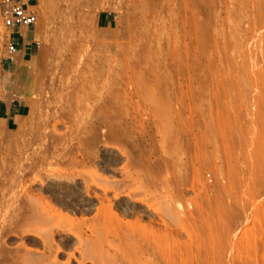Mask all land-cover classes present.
<instances>
[{"label": "rangeland", "instance_id": "rangeland-1", "mask_svg": "<svg viewBox=\"0 0 264 264\" xmlns=\"http://www.w3.org/2000/svg\"><path fill=\"white\" fill-rule=\"evenodd\" d=\"M39 1L30 111L0 120V196L17 191L8 214L23 209L20 225L0 217V264H264V0ZM101 10L114 27L97 26ZM83 62L110 69L113 132L67 173L48 158L17 173L36 117L70 135ZM40 204L46 225L31 223Z\"/></svg>", "mask_w": 264, "mask_h": 264}, {"label": "bare ground", "instance_id": "bare-ground-1", "mask_svg": "<svg viewBox=\"0 0 264 264\" xmlns=\"http://www.w3.org/2000/svg\"><path fill=\"white\" fill-rule=\"evenodd\" d=\"M42 1H44V0H42ZM47 1L49 2V4H51L50 0H45L44 2L46 3ZM44 2L42 3L43 6H44ZM49 4H47V5H49ZM44 7L46 8V5ZM47 8H48V6H47ZM49 14H50V12H49ZM65 22H66V20H65ZM64 34H66V33H64ZM54 39H56V38H54ZM60 53L61 52H55V55L54 54L52 55V56L55 57V58L53 57V60L55 59L56 64L58 62L56 59L60 55ZM60 57H61V55H60ZM100 65H101V63H100ZM88 66H89L88 63L86 64L85 62H83L82 64H80L79 70L74 74L75 78H77L78 80H81V82H82V90H80L78 92L77 97H76L77 100L74 102L75 107H78L80 110L78 111V114L74 118V124L72 126V129H71L72 131H71L70 135L67 137L66 135H64V133H63L64 131L61 132V131L58 130V124H57L58 122H57V120H56L57 123H55L53 121L54 124L51 127L48 126V124H47V121H49L48 118L53 116L55 113L53 114V112H52V115H49V116L47 115L48 116L47 119H46V116H44L45 119H44V117L42 119L40 117H38V118L36 117L35 121L37 123H36L35 127L32 128L33 130L31 129L30 131L29 130L27 131V133L28 134L31 133V135L29 137H24L21 140L15 142V147H14L13 152H14V155L17 156V158L15 159L17 173L18 172H22V171H28V170L36 168L37 166H39V164L41 162H43V161L40 162V160H41L40 158H42V160L45 158L44 161H46V158H48V160L50 159V161H52V164H53L52 169H54L55 171H60L62 173H67L69 168H72V166H75L76 164L79 165L78 164L79 161L77 160V158H78L77 154L79 156V153H80V154H82L84 156H88V157L94 155L95 154L96 145L101 140L100 136L105 135V137H106V134L110 135V133L113 132V130L115 128V121H114L113 113H112V110H111V106L108 105L107 102H106V98L109 95V89H108V86L106 85V83H104V82L105 81L106 82H109V81L110 82H115V81H111L108 78L109 75H110L109 67H105V66L103 68L101 67L102 69L97 70V71L95 70L96 73L93 74L92 71H90ZM149 69H150V67H149ZM54 70H55V68H54ZM46 74H47V72H46ZM121 77H122V75H121ZM105 78H108L109 81L105 80ZM55 80H57V79H55ZM142 80L144 82L147 81L146 78H143ZM45 86H46V84H45ZM47 87L49 89L48 85H47ZM48 89H47V91H48ZM47 100L48 99H46V101ZM55 104H56V101H55ZM154 104L156 106H159V104H160L159 100L154 101ZM35 105L37 106V104H35ZM41 106H42V103H41ZM49 108L47 109V112L45 111L46 114H49L51 112V110L53 109L52 107L50 109ZM39 109H40V107H39ZM39 111H41V109ZM38 116H41L40 112H39ZM57 116H58V114H57ZM37 119H38V121H37ZM51 122H52V120H51ZM51 124H49V125H51ZM30 125L31 124H29L28 126H30ZM51 130H52V132H51ZM27 133H25L23 135L25 136ZM51 133H54V134L56 133L57 134L59 139H57L55 142L58 145L53 144V143H51L49 141V139H50L49 135ZM73 141H75V142H73ZM61 156L65 157V158H63V157L62 158L65 159L66 161L65 160L63 162L62 161H58L61 158ZM44 163H45V165L48 164V162H44ZM49 163H51V162H49ZM49 165L51 166V164H49ZM49 165H47V166H49ZM26 169H28V170H26ZM141 170L145 171V172L148 171L147 167H145V166H141ZM17 173H16V171L13 173L15 175V177L17 176L16 175ZM13 174H12V177H11V181L12 182H14V181L19 179V177H18L19 175L17 176L18 179H14ZM150 174L151 173H149V175ZM20 175H22V174H20ZM65 175H66V177L69 180H71L70 179L71 174H65ZM11 186L12 185H10V187ZM15 188L16 187H14V189ZM5 191L6 190H4V195L0 196V217H3V215L5 217L6 213H7L8 216H6V218H4V219H6V222H3L2 226H1V229H2L3 225L9 227V225H6V224L12 225V223H14L15 221H16V223H15L16 225L19 224L20 220H21V215H22L21 212L23 210V209H20V208L17 207V209H20V210H19V213L16 214V215H18V216L15 217L16 219L14 218V216H12V214H15V213H12L10 215L8 214L9 210L13 207V204L15 203V200H16L15 196L17 195L16 194L17 191H15L16 193L14 192L15 194H13L11 192H10V194H5ZM66 192H65V195H66ZM72 193H71V195H73ZM11 194H13L15 196L12 197ZM65 195L61 196V198H60V196L56 197V202H59V204L61 203L64 206V208H71L73 205H71L72 203H70V200L65 201V200H67V197H65ZM71 195H68V196H71ZM74 197L77 198V193H76V195H74ZM13 199H15V200L13 201ZM16 203H17V201H16ZM44 204H47V203H44ZM44 204L43 205L40 204L41 206L37 205V206H35L36 209H32L33 210V215L30 214V216L33 219V222H31V223H36V222H41V221L43 223H45L44 220L48 219L49 216L47 217L44 214V213L48 212L47 209H45L46 206ZM47 206H48V204H47ZM48 207H50V206H48ZM30 208H33V207H30ZM74 209H75V207H72L71 211H76V209L75 210ZM9 213H11V211ZM11 217H13V218L11 219ZM46 217H47V219H46ZM25 218H26V215H25ZM10 219L11 220L14 219L15 221L14 220L10 221ZM1 220L2 219H0V221ZM22 220H24V218ZM24 222H25V220H24ZM26 222H28V221H26ZM44 225H46V223ZM1 233L2 232H0V234ZM0 251H2V250H0ZM2 254H3V252L2 253L0 252V260H2V258H4L3 257L4 254L3 255Z\"/></svg>", "mask_w": 264, "mask_h": 264}, {"label": "crops", "instance_id": "crops-1", "mask_svg": "<svg viewBox=\"0 0 264 264\" xmlns=\"http://www.w3.org/2000/svg\"><path fill=\"white\" fill-rule=\"evenodd\" d=\"M116 21V15L109 10H101L96 18V24L100 28H112L116 25ZM30 27L13 28L14 33L11 37L17 42V51L12 60H8L4 56L5 44L8 39L7 33L3 39H0V120L7 128H16L30 111L28 76L29 61L34 51V30L32 29V31Z\"/></svg>", "mask_w": 264, "mask_h": 264}, {"label": "built area", "instance_id": "built-area-1", "mask_svg": "<svg viewBox=\"0 0 264 264\" xmlns=\"http://www.w3.org/2000/svg\"><path fill=\"white\" fill-rule=\"evenodd\" d=\"M39 0H0V17L7 32L4 56L8 60L15 57L17 42L12 39V30L18 26H33L37 22Z\"/></svg>", "mask_w": 264, "mask_h": 264}]
</instances>
